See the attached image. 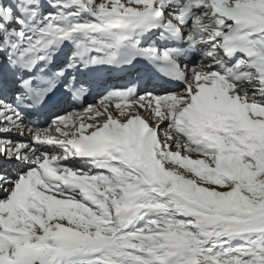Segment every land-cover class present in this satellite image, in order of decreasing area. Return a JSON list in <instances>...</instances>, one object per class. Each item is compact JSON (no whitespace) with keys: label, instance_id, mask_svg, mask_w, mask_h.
Instances as JSON below:
<instances>
[{"label":"snow or ice","instance_id":"6c2138e0","mask_svg":"<svg viewBox=\"0 0 264 264\" xmlns=\"http://www.w3.org/2000/svg\"><path fill=\"white\" fill-rule=\"evenodd\" d=\"M0 264H264V0H0Z\"/></svg>","mask_w":264,"mask_h":264}]
</instances>
